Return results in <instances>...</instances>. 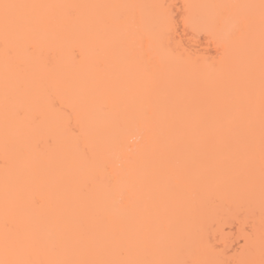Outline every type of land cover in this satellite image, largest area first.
<instances>
[{
  "label": "snow or ice",
  "instance_id": "1",
  "mask_svg": "<svg viewBox=\"0 0 264 264\" xmlns=\"http://www.w3.org/2000/svg\"><path fill=\"white\" fill-rule=\"evenodd\" d=\"M166 7L0 0V264H264V0L214 6L239 15L217 17L230 20L231 28L216 38L218 59L208 76L184 70L185 58L170 39L176 19ZM42 8L63 12L44 17ZM135 8L146 14L137 19L128 12ZM81 9L117 11L85 20ZM75 49L86 57L73 65L82 71L62 73L65 51L80 61ZM21 58L35 61L45 75L27 73ZM54 89L76 100L72 112L82 130L96 111L109 110L111 120L102 133L89 131L86 139L96 143L91 155L79 151L74 162L33 165L27 155L38 142L56 144L65 125L71 127L72 112L55 102ZM41 95L66 118L63 128L41 133L36 119L28 126L41 133L39 140L14 137L13 123L25 122L26 102ZM130 131L135 148L122 140ZM257 184L260 226L252 219L244 224L237 256L183 258L184 249L199 241L207 210L229 192L240 193L239 221Z\"/></svg>",
  "mask_w": 264,
  "mask_h": 264
},
{
  "label": "bare ground",
  "instance_id": "2",
  "mask_svg": "<svg viewBox=\"0 0 264 264\" xmlns=\"http://www.w3.org/2000/svg\"><path fill=\"white\" fill-rule=\"evenodd\" d=\"M12 2L34 3L40 5H61V4H128V5H165L166 10L176 19L172 21L171 43L177 54H182L185 58L184 70L192 75L208 76L210 75V63L218 59L217 37H221L224 32L231 28L230 20L225 22L217 17L239 15V10H226L216 5H233L245 3H259L260 0H12ZM39 14L44 17H59L63 10L56 8L39 9ZM117 10H92L81 9V17L87 20L92 15L111 14ZM155 11V10H154ZM130 15L139 19L145 15V10L140 8L129 9ZM178 23V30L175 24ZM4 40L0 36V222H2V202L5 178V159H4V119H3V91L2 84L5 72V60L3 56ZM80 55V61L73 59V50L65 51L60 70L69 75L82 71L73 65L85 60V55L79 49L74 50ZM25 71L29 74L45 75L44 70L39 67L35 61H26L20 59ZM10 73H15V68L9 69ZM51 94L57 104H61L65 112H72V106L76 100L68 101L67 97L62 95V89L51 90ZM25 122L12 126L14 137L27 142L31 139L39 140L41 133L48 131H59L63 128V121L66 119L61 114L48 108L47 96L41 95L38 101L26 102ZM39 109L42 112L29 113L33 109ZM40 120L41 133H35L28 126L31 120ZM111 120L109 110H99L89 118L87 126L82 130L76 113L72 112L71 127L65 125L63 134L58 136L51 144L47 138L42 139L35 146V152L27 155V162L33 165H40L50 160L65 158L74 162L78 158L79 151L91 152L96 148L94 138L86 139L89 131L92 134L102 133ZM74 130V131H73ZM79 141L77 148L76 141ZM123 142L130 147L137 146V137L134 132H128L122 137ZM134 158V157H133ZM115 160V154L113 156ZM119 162V161H117ZM14 157L10 158V168L14 165ZM126 166V165H125ZM240 193L229 192L222 199L218 200L214 206H211L205 215L201 235L198 242L192 243L183 251V258L188 260L207 259L213 261H227L237 256L240 249V239L243 235L241 229L248 219H252L257 228L261 220V201L259 187L254 197L251 198L250 208H246L239 221L234 217L237 212V202L240 199ZM210 240V243H209Z\"/></svg>",
  "mask_w": 264,
  "mask_h": 264
}]
</instances>
